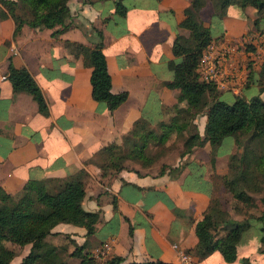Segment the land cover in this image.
Returning a JSON list of instances; mask_svg holds the SVG:
<instances>
[{
    "label": "crops",
    "instance_id": "obj_1",
    "mask_svg": "<svg viewBox=\"0 0 264 264\" xmlns=\"http://www.w3.org/2000/svg\"><path fill=\"white\" fill-rule=\"evenodd\" d=\"M107 2L69 0V11L63 14V23L68 27L55 35L51 34L53 28L24 24L14 37V20L0 17V188L15 196L30 179L42 180L51 192L73 179L83 181L82 207L96 213L94 232L87 235L82 225L59 222L52 228L56 234L45 238L55 246L57 254L65 255V264L66 258L69 264L78 263L79 258L71 252L84 242V250L95 257L97 264H106L114 254L126 262L161 259L178 264L181 251L191 256L190 264H223L219 250L196 262L195 225L212 198L224 188L221 176L231 169L232 154L242 151L234 135L232 153L218 150L214 161L209 141L176 159L153 156L149 150L152 143L168 145L172 141L169 138L164 144L149 140L145 158L127 157L121 168H106L108 160L103 157L102 148L112 144L123 148L139 119L147 120L154 129L159 121H167L178 113L173 106L185 102L178 100V88L164 84L173 78L167 61L174 57L172 42L176 35L167 37L166 46L161 45L157 32L150 31L149 23L142 18L147 12L145 7L138 10L141 24L127 9L125 16H117L119 20L113 26L125 19L128 29L115 30L107 22L115 9L107 8ZM166 7L170 10V6ZM248 14L252 19L257 16L253 10ZM184 15L172 23L179 32L184 31L178 25ZM159 25L168 26L163 20ZM92 27L103 33L111 91L128 93L126 100L112 111L92 97L91 66L84 64L73 45L92 46L97 41ZM219 34L213 39L224 40L233 49L226 59L227 85L218 88L215 96L220 89H228L234 95L250 98L258 94L264 99V89L260 90L264 78L258 73L264 64V17L253 27L245 21L238 22ZM161 53L165 55L162 57ZM9 59L15 66L30 71L48 104V115L38 111L30 93L13 90L6 77ZM168 69L171 77H165ZM181 119L183 122L191 117L187 113ZM192 121L196 129L190 131L203 137L206 115H196ZM187 127L190 129V125ZM180 142L179 149L184 152V140ZM246 150L256 161L257 151L248 147ZM181 162L187 164L180 173L170 174L168 166ZM164 164L167 167L163 170ZM12 244L23 249L15 262L18 264L31 244ZM263 260L264 255L259 263Z\"/></svg>",
    "mask_w": 264,
    "mask_h": 264
},
{
    "label": "trees",
    "instance_id": "obj_2",
    "mask_svg": "<svg viewBox=\"0 0 264 264\" xmlns=\"http://www.w3.org/2000/svg\"><path fill=\"white\" fill-rule=\"evenodd\" d=\"M92 2V0H82ZM115 13L125 16L127 7L122 0H113ZM191 6L184 13L179 27L188 31V35L177 33L172 42V53L178 58L169 59L168 67L173 71V78L164 82L169 88H178V100L186 102V110L190 117L205 114L206 122L204 136L198 132H189L184 139L185 150L183 155L190 153L194 146L209 141L212 158L217 147L226 135H234L236 142L242 140L239 136L249 133L242 141L245 146L255 150L259 162L251 170L240 166L238 174L231 169L222 175L225 189L239 201L253 207L258 199L261 203L255 220L259 222L260 238L264 252V99L259 95L246 98L236 94L232 102L224 99H214L218 91L217 84L199 79V61L205 46L214 38L210 29L203 25L196 11L201 7L202 0H190ZM235 1L241 6H253L257 17H264V0H224L222 3ZM69 11V0H0V17L10 16L14 20L13 36L18 35L24 24L32 28H53L51 34L64 31L68 24L63 23V14ZM198 12V11H197ZM59 25V26H58ZM58 26V27H56ZM97 41L90 46L82 43H73L77 47V54L82 55L84 64L91 66V95L97 101H103L109 110L115 109L127 98V91L117 93L111 91V76L108 72L106 56L103 51V33L101 29L92 27ZM247 44V48H251ZM264 78V64L258 71ZM249 72L248 77L251 76ZM6 77L11 82L14 91H26L32 95L37 103L38 111L49 114V107L42 90L30 71L22 66L17 67L9 59ZM264 87H260L263 90ZM181 111V110H180ZM161 131L150 128L147 120L139 119L126 141L128 150L119 152L121 148L112 144L102 148V155L108 160L107 169L122 167V161L129 158H145L144 149L153 139L157 143H165L172 133H182L184 124L179 113L171 116L170 121H161ZM123 147V149H124ZM187 162L177 166H168L170 174H178ZM167 166L163 165V170ZM254 193H260L257 197ZM85 195L84 183L81 179H73L64 183L57 191L51 192L42 180L30 179L23 185L17 195L7 193L0 188V264H9L15 256V251L8 247L5 241L24 245L30 243V249L18 264H65L60 259L55 246L50 245L46 236L56 234L52 228L59 222H69L82 225L86 234L95 230L96 213L82 207ZM114 205L116 202L114 200ZM250 222V221H249ZM248 221H240L222 207L217 196L204 212L203 217L196 222L195 230L198 237L195 252L200 255L219 250L225 261H234L237 258V245L244 230L250 225ZM218 228L223 232L218 234ZM85 242L78 245L71 255L79 258L77 264H97L95 257L85 251ZM106 264H176L161 259L126 262L121 255L114 254L106 260ZM241 264H257L250 260H243ZM261 264H264V260Z\"/></svg>",
    "mask_w": 264,
    "mask_h": 264
},
{
    "label": "rangeland",
    "instance_id": "obj_3",
    "mask_svg": "<svg viewBox=\"0 0 264 264\" xmlns=\"http://www.w3.org/2000/svg\"><path fill=\"white\" fill-rule=\"evenodd\" d=\"M224 0H202L201 7L196 11L200 21L202 22L203 25L207 26L210 31L212 32L213 35H220L219 33L224 32V29L226 28H231L235 25H237L238 22H243L245 21L248 25L251 24V27L257 25L255 23V18L252 19L251 16L248 14L251 10H253L256 13V9L254 7L250 6H241L235 1L231 2H225L222 3ZM122 2L126 5L127 9L131 11V16L139 23H140V18L138 16V10L142 7H145L147 9V12L145 13L144 16H142L143 19H146L147 22L150 25V31L157 32L158 37L160 39V44L165 45L168 42L167 37H170V35L174 36L179 32V28L175 25H172L174 20H177L180 15L185 13L187 9L191 6V1L190 0H122ZM170 6V10L166 7ZM107 8H114V1L108 0L106 3ZM118 14L113 15V17H107V22L108 25L118 31H123L124 29H128L127 23L128 21L121 20L119 24L114 27L113 25L115 24L114 21H118ZM257 17V16H256ZM115 19V20H114ZM165 21L168 26L162 27L159 25L160 21ZM242 20V21H240ZM259 25V24H258ZM180 33L188 35V31L184 30ZM173 38H171L173 40ZM163 52L164 49L162 48ZM165 54L161 53V56L163 57ZM160 56V57H161ZM173 59H178L175 56ZM165 77L172 76V71L168 69V71L164 72ZM221 91L218 92L217 96H213L214 99H224L226 101L232 102L235 98V95L231 93L228 89H220ZM258 95V94H257ZM175 108V112L179 113V118L183 117L184 115L187 114L186 110H182V107H186L185 102L181 104H176L173 106ZM192 118L190 120H184L183 123L187 125H190L188 130L186 127H184V131L187 130V132H191V129H196V124L195 126H192L193 121ZM171 116L167 120L170 121ZM163 121V120H161ZM159 121L158 124L161 122ZM182 121V119H181ZM186 129V130H185ZM155 131L160 132L161 128L159 125L157 127H154ZM184 131L182 133H172L170 136V139L172 141L168 145H156L154 142L152 145L149 147V150L151 154L155 157H159L160 155L162 156L163 159L166 160V157L171 160V159H176L178 157H182L183 152L179 149V143H181V140L185 139V134ZM186 132V133H187ZM187 133V134H188ZM249 133H243L240 134L239 136L242 138L239 142L237 143L238 146L242 149V151H236L232 154L234 157L232 161V166H231V171L234 174H238V171H240V166H245L249 170H251L254 165H256L259 162V158L256 157V161L253 159L252 155L250 154L249 150L247 151V147L245 146V143H242L244 139L248 137ZM233 136L231 135H226L223 139L222 144L216 149V151H220L221 153H232L234 150V142H233ZM235 139V138H234ZM151 141H155L151 139ZM245 149V150H244ZM125 150H128V144L126 147L119 148V152H123ZM245 151H247V154L245 155ZM218 152H216L217 154ZM236 157V158H235ZM248 160V163L247 161ZM208 167H211L208 165ZM255 196H259L260 193H254ZM221 202L222 207L230 214V216L242 220L244 222H249L250 225L244 230V234L242 235V238L238 242V247H237V258L234 261H223V264H241L243 260H250L253 263L260 264L262 260V256L264 252L261 251L262 245L259 241V236H260V229H259V222L255 220V215L259 213L260 208H261V203L258 201V199L255 201V205L253 207L248 206L246 203L236 200L233 196L232 193L229 192L225 187L222 189L221 192L217 193L216 195ZM223 230L218 228L217 233L220 234L222 233ZM6 245L10 248H12L15 251V256L13 257V261L9 264H16V260H18L21 255L23 254V249L18 246H14L11 242L5 241ZM75 248V247H74ZM196 253V252H195ZM58 256L60 259H64L65 255L58 253ZM196 256L198 259H196V262L201 261L203 258L207 256L206 255H200L196 253ZM64 257V258H63ZM15 260V261H14ZM67 262L66 264H69L68 259L66 258ZM41 264V263H39ZM212 264H218L217 262H212Z\"/></svg>",
    "mask_w": 264,
    "mask_h": 264
},
{
    "label": "built area",
    "instance_id": "obj_4",
    "mask_svg": "<svg viewBox=\"0 0 264 264\" xmlns=\"http://www.w3.org/2000/svg\"><path fill=\"white\" fill-rule=\"evenodd\" d=\"M232 46L224 40L212 39L203 49L199 61V79L214 82L218 88H224L229 75L226 59L232 52ZM174 246H177L174 244ZM191 256L185 251L179 254L178 264H190Z\"/></svg>",
    "mask_w": 264,
    "mask_h": 264
}]
</instances>
